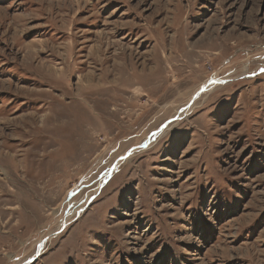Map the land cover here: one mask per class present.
<instances>
[{
  "label": "rangeland",
  "instance_id": "rangeland-1",
  "mask_svg": "<svg viewBox=\"0 0 264 264\" xmlns=\"http://www.w3.org/2000/svg\"><path fill=\"white\" fill-rule=\"evenodd\" d=\"M0 264H264V0H0Z\"/></svg>",
  "mask_w": 264,
  "mask_h": 264
},
{
  "label": "bare ground",
  "instance_id": "bare-ground-1",
  "mask_svg": "<svg viewBox=\"0 0 264 264\" xmlns=\"http://www.w3.org/2000/svg\"><path fill=\"white\" fill-rule=\"evenodd\" d=\"M71 66L74 68L73 64H72ZM70 70H71V69H70ZM74 70H75V68H74ZM244 71H245V69H244ZM214 79H215V78H212V79H211L212 81H210L209 83L204 84L202 90H207V89H210V88L214 87L215 84H216V82H215ZM90 87H91V86H90ZM86 89H88V87H87ZM83 90H84V88H83ZM83 90H82V91H83ZM190 109H191V108H190Z\"/></svg>",
  "mask_w": 264,
  "mask_h": 264
}]
</instances>
